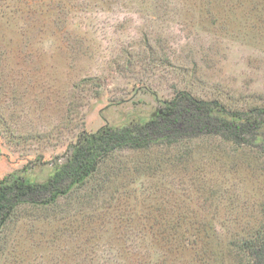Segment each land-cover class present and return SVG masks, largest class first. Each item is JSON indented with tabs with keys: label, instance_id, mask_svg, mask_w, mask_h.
Instances as JSON below:
<instances>
[{
	"label": "rangeland",
	"instance_id": "rangeland-1",
	"mask_svg": "<svg viewBox=\"0 0 264 264\" xmlns=\"http://www.w3.org/2000/svg\"><path fill=\"white\" fill-rule=\"evenodd\" d=\"M264 108V0H0V179L42 182L81 132L179 92ZM264 154L216 136L120 149L50 206L21 205L0 264H247Z\"/></svg>",
	"mask_w": 264,
	"mask_h": 264
},
{
	"label": "trees",
	"instance_id": "trees-1",
	"mask_svg": "<svg viewBox=\"0 0 264 264\" xmlns=\"http://www.w3.org/2000/svg\"><path fill=\"white\" fill-rule=\"evenodd\" d=\"M157 103L148 117H135L114 127L104 125L94 133L81 132L42 182L29 180L22 171L1 178L0 231L17 207L50 206L81 188L99 162L116 150L169 146L185 139L216 136L264 154V108L229 110L218 101L200 100L185 91ZM241 246L247 264H264V236Z\"/></svg>",
	"mask_w": 264,
	"mask_h": 264
}]
</instances>
